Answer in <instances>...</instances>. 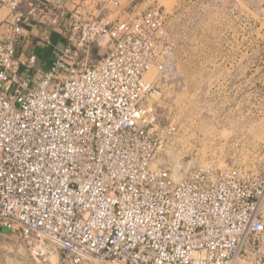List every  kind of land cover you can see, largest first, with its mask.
Returning a JSON list of instances; mask_svg holds the SVG:
<instances>
[{
    "label": "built area",
    "instance_id": "1",
    "mask_svg": "<svg viewBox=\"0 0 264 264\" xmlns=\"http://www.w3.org/2000/svg\"><path fill=\"white\" fill-rule=\"evenodd\" d=\"M71 4L51 68L23 73L38 57L16 45L54 5L0 0L12 25L0 37V235L51 264H244L264 238V170L175 179L153 166L144 101L160 94L175 48L166 13L100 17L88 0Z\"/></svg>",
    "mask_w": 264,
    "mask_h": 264
},
{
    "label": "rangeland",
    "instance_id": "2",
    "mask_svg": "<svg viewBox=\"0 0 264 264\" xmlns=\"http://www.w3.org/2000/svg\"><path fill=\"white\" fill-rule=\"evenodd\" d=\"M88 1L100 17L138 16L152 6L166 13L175 48L160 94L144 101L155 117L154 167L175 179L208 167L264 170V0ZM99 40L95 59L109 46ZM0 264L51 263L10 231L0 235ZM244 264H264V238Z\"/></svg>",
    "mask_w": 264,
    "mask_h": 264
},
{
    "label": "crops",
    "instance_id": "3",
    "mask_svg": "<svg viewBox=\"0 0 264 264\" xmlns=\"http://www.w3.org/2000/svg\"><path fill=\"white\" fill-rule=\"evenodd\" d=\"M32 2L35 0H25ZM52 5L45 18L39 14L32 16L26 25L23 35L16 45V55L34 53L38 57V68L21 67L23 73H35L37 69L49 70L56 59L58 50L64 44L62 26L68 18L72 0H49ZM58 3V5H57ZM25 9L27 7H24ZM11 19L9 11L0 5V37L11 33ZM96 46V45H95Z\"/></svg>",
    "mask_w": 264,
    "mask_h": 264
},
{
    "label": "water",
    "instance_id": "4",
    "mask_svg": "<svg viewBox=\"0 0 264 264\" xmlns=\"http://www.w3.org/2000/svg\"><path fill=\"white\" fill-rule=\"evenodd\" d=\"M1 232H10L7 228H5V227H3V228H1Z\"/></svg>",
    "mask_w": 264,
    "mask_h": 264
},
{
    "label": "trees",
    "instance_id": "5",
    "mask_svg": "<svg viewBox=\"0 0 264 264\" xmlns=\"http://www.w3.org/2000/svg\"><path fill=\"white\" fill-rule=\"evenodd\" d=\"M94 52H95V49H94Z\"/></svg>",
    "mask_w": 264,
    "mask_h": 264
}]
</instances>
